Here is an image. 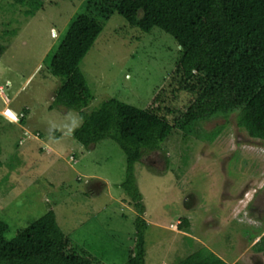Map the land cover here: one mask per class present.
I'll use <instances>...</instances> for the list:
<instances>
[{
    "label": "rangeland",
    "instance_id": "374dc122",
    "mask_svg": "<svg viewBox=\"0 0 264 264\" xmlns=\"http://www.w3.org/2000/svg\"><path fill=\"white\" fill-rule=\"evenodd\" d=\"M87 1L45 0L25 18L20 6L0 0V219L8 223L6 237L12 239L52 211L80 254L87 252L99 264H125L137 213L120 188L124 154L111 139L81 147L65 128L79 114L48 108L59 84L55 68L64 65L59 43ZM106 2L99 11L109 14L113 8L108 12ZM96 6L89 5L93 12ZM103 20L80 63L92 94L83 111L113 97L146 108L173 70L179 47L158 28L145 34L129 27L115 11ZM52 53L56 57L48 62ZM191 100V94H180L177 106ZM9 109L27 110L24 124L11 118ZM219 126L211 142L193 136L183 145L174 135L135 164L145 208L144 264H179L201 247L226 264H250L254 256L263 262L262 251L250 249L248 238L264 234V221L245 206L256 189L264 193V141L247 136L234 114L204 121L199 129ZM94 180L103 182L96 194L89 186ZM186 195L192 197L190 207L184 205ZM261 197L263 203L252 204L264 214ZM183 220L189 228L178 227Z\"/></svg>",
    "mask_w": 264,
    "mask_h": 264
},
{
    "label": "trees",
    "instance_id": "16d2710c",
    "mask_svg": "<svg viewBox=\"0 0 264 264\" xmlns=\"http://www.w3.org/2000/svg\"><path fill=\"white\" fill-rule=\"evenodd\" d=\"M4 1L20 6L17 8L23 9L25 18L33 17L45 2ZM105 1L107 11L112 7L129 27L145 34L158 28L179 47L173 70L146 108L113 97L89 113L83 111L92 94L80 63L101 33L103 18L112 13L99 11ZM94 2L96 12L89 7ZM85 5L59 43L64 46L59 49L64 65L55 68L59 84L48 108L73 110L84 117L83 125L71 134L81 147L91 149L111 139L124 154L125 178L120 188L123 200L137 213L134 246L125 264H144L146 226L141 216L145 208L134 166L146 152L158 150L174 135L183 145L193 136L211 142L223 126L205 131L199 129L200 123L216 117L228 119L232 114L236 126L247 136L264 141V0H88ZM51 55L48 62L56 57ZM180 94L192 95L183 108L177 106ZM20 122L24 124V119ZM182 222L178 227L189 228L187 220ZM8 230V223L0 219V264H99L87 252L80 254L73 248L52 211L19 230L12 239L6 237ZM257 236L251 235L248 241ZM256 250L264 254V236ZM179 264L226 263L201 247Z\"/></svg>",
    "mask_w": 264,
    "mask_h": 264
},
{
    "label": "flooded vegetation",
    "instance_id": "af4514ba",
    "mask_svg": "<svg viewBox=\"0 0 264 264\" xmlns=\"http://www.w3.org/2000/svg\"><path fill=\"white\" fill-rule=\"evenodd\" d=\"M262 187H264V186H262ZM252 192H254V191H252ZM262 195H264V193H260L259 190L256 189V191L254 192L253 196L251 197V199H249V201L247 202V205L245 206V209H247L248 214H251L249 212L255 213L256 216L259 218L260 222L264 221V214H262L263 210L259 211L258 207H255V205L252 204V203L255 202V201H259L258 202V206L261 204V202L263 203V201L261 200V199H263L261 197ZM242 197H243V194H242ZM191 199H192V197H190V195H186V197H185V199L183 201L184 205H188V207H190L189 206V202L191 201ZM240 200H242V199H240ZM258 227H259V225L256 226V228H258ZM263 236H264V234L263 235H259V236L256 237L257 241H254L255 240L254 239L253 240L254 242L253 241H251L252 243L250 242V249L252 248L255 251V253H258V254L262 253L263 254V252L260 251L261 253H259V251L256 250V246L260 243L261 238ZM263 256H264V254H263ZM255 259L256 258H254V260H253V257H249L250 264H264V260H263V262H261V261L257 262V260H255Z\"/></svg>",
    "mask_w": 264,
    "mask_h": 264
},
{
    "label": "clouds",
    "instance_id": "9594fccd",
    "mask_svg": "<svg viewBox=\"0 0 264 264\" xmlns=\"http://www.w3.org/2000/svg\"><path fill=\"white\" fill-rule=\"evenodd\" d=\"M10 110L11 109H9L8 111H10ZM11 112L13 113V116L15 117V118H13V116H12L11 118H13L17 121H21V119L25 120L27 117V115H25V113H23L22 111H20V114H16L12 110H11ZM83 123H84V117L82 115H77L74 119L71 120L70 125H68V124L65 125V128L67 130V134L70 135V134L74 133V131L76 129L80 128L83 125ZM54 128H55V125H51L50 131Z\"/></svg>",
    "mask_w": 264,
    "mask_h": 264
},
{
    "label": "crops",
    "instance_id": "0c3cea01",
    "mask_svg": "<svg viewBox=\"0 0 264 264\" xmlns=\"http://www.w3.org/2000/svg\"><path fill=\"white\" fill-rule=\"evenodd\" d=\"M103 182H101L100 180H94V182H92L91 184H89L91 190L93 191L94 194L97 193L98 189H96L95 186H98V187H102V184ZM89 186H88V189H89ZM220 258V257H219Z\"/></svg>",
    "mask_w": 264,
    "mask_h": 264
},
{
    "label": "snow or ice",
    "instance_id": "6c2138e0",
    "mask_svg": "<svg viewBox=\"0 0 264 264\" xmlns=\"http://www.w3.org/2000/svg\"><path fill=\"white\" fill-rule=\"evenodd\" d=\"M9 115L11 116L12 114H11V113H9ZM13 118H15V117L13 116Z\"/></svg>",
    "mask_w": 264,
    "mask_h": 264
},
{
    "label": "water",
    "instance_id": "95a60500",
    "mask_svg": "<svg viewBox=\"0 0 264 264\" xmlns=\"http://www.w3.org/2000/svg\"><path fill=\"white\" fill-rule=\"evenodd\" d=\"M255 255H257V254H255ZM254 258H255V256H254Z\"/></svg>",
    "mask_w": 264,
    "mask_h": 264
}]
</instances>
